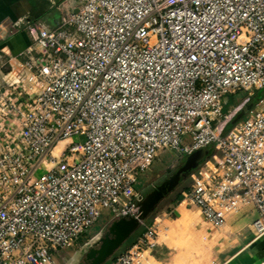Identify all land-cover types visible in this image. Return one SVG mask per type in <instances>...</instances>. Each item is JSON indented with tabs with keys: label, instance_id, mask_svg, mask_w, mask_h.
Returning <instances> with one entry per match:
<instances>
[{
	"label": "built area",
	"instance_id": "1",
	"mask_svg": "<svg viewBox=\"0 0 264 264\" xmlns=\"http://www.w3.org/2000/svg\"><path fill=\"white\" fill-rule=\"evenodd\" d=\"M52 5V26L14 22L29 44L14 81L0 86V264H54L104 210L138 217L137 184L153 160L200 148L209 153L178 204L218 227L250 202L253 238H263L264 93L253 95L264 89V0ZM155 236L153 221L109 264H136Z\"/></svg>",
	"mask_w": 264,
	"mask_h": 264
},
{
	"label": "crops",
	"instance_id": "2",
	"mask_svg": "<svg viewBox=\"0 0 264 264\" xmlns=\"http://www.w3.org/2000/svg\"><path fill=\"white\" fill-rule=\"evenodd\" d=\"M59 1L0 0V86L14 81L20 70V52L29 44L26 32L13 29L14 22L26 17L52 26L60 16V11L52 4ZM18 80L23 87L37 90L26 76ZM176 169L166 172V178L160 182L152 181L149 186L139 189L144 195L149 193L173 175ZM162 205L160 213L149 222L145 219L137 230L141 233L153 221L156 223L155 245L144 250L136 264H261L264 260V237L253 238L252 221L256 213L250 202L228 212L225 221L218 227L203 220L195 208L182 203ZM65 252L68 250L65 249ZM59 258L58 254H54V264L61 263ZM75 259V255L70 257L68 254L63 263L72 264Z\"/></svg>",
	"mask_w": 264,
	"mask_h": 264
},
{
	"label": "water",
	"instance_id": "3",
	"mask_svg": "<svg viewBox=\"0 0 264 264\" xmlns=\"http://www.w3.org/2000/svg\"><path fill=\"white\" fill-rule=\"evenodd\" d=\"M251 107V103L246 104L243 110H240L226 125L225 129L229 128L235 121L241 118L245 111ZM208 148L197 149L186 155L176 171L167 180L163 181L158 186L143 195L140 202V214L138 217L118 216L112 218L105 228V232L99 239V242L89 248L85 253L84 260L79 264H102L123 244V242L138 230L144 219L156 208L159 201L163 199L172 188H174L181 178L187 176L190 170H193L197 165L208 155Z\"/></svg>",
	"mask_w": 264,
	"mask_h": 264
},
{
	"label": "rangeland",
	"instance_id": "4",
	"mask_svg": "<svg viewBox=\"0 0 264 264\" xmlns=\"http://www.w3.org/2000/svg\"><path fill=\"white\" fill-rule=\"evenodd\" d=\"M256 93H259V95H261L264 93V89L258 90L256 91ZM245 95H246V91L244 90L236 92V94L232 96L231 103L240 100ZM74 141H75L74 137H68V138L61 139L53 145V150L58 153L62 152L63 150L67 148V146L72 144ZM173 161L174 163H171ZM181 162L182 160L180 161V159H175L173 157L172 152H164L163 154L159 155L153 160L152 165H151L152 171H146L141 175V179L138 181L137 187L141 188L142 186L143 187L149 186L152 183V181H155V182L157 181V183L160 182L161 180L166 178V175H165L166 168L170 167L171 169H176L177 166L181 164ZM170 163L172 164V166ZM176 191H177V188L174 191V193H176ZM171 198L172 197L170 195V197H167L164 201L160 200L156 208L151 213L154 215H157L158 213H160L161 209L163 208V205H162L163 203L164 204L167 203L168 206L170 205L174 206L175 202H173ZM110 214H111L110 211L104 210L103 215L96 221V223H94L93 226H91L86 232H84L76 241H73L71 245L66 246V248L57 250V252H55L54 254L59 255L60 257L59 259L61 261V263L59 264H64L63 260L68 256V254L70 257L73 255H75L76 257L74 262L72 261V264H79V262H82L84 260L85 253L89 250V248L95 246L99 242V239L105 232V228L108 225V222L111 220V218H108ZM137 235H139V232L135 231L133 235H131L130 237L134 238ZM128 241L130 240L128 239ZM126 243L124 241L123 244H121V246L113 253V255L110 258H108L105 262H103L102 264H107L109 260L113 259L115 254L126 246ZM65 249H67L68 252H65Z\"/></svg>",
	"mask_w": 264,
	"mask_h": 264
},
{
	"label": "trees",
	"instance_id": "5",
	"mask_svg": "<svg viewBox=\"0 0 264 264\" xmlns=\"http://www.w3.org/2000/svg\"><path fill=\"white\" fill-rule=\"evenodd\" d=\"M262 95V94H261ZM260 95H259V93H256L255 92V94L253 95V100H256L258 97H259ZM230 101L231 100H228V103L227 104H229L230 103ZM227 108V105H225L224 106V109H226ZM191 171V170H190ZM190 171L187 173V176H185L184 178H181L180 179V181H179V186H178V188H177V191H176V193H171V200H173V202H175V204H177L178 202H179V200H180V191L183 189V188H185L186 186H187V184H188V181H189V178H188V174L190 173ZM187 179V180H186ZM170 196V195H169ZM168 196V197H169ZM154 216V214H152V213H150L145 219H146V222L148 221H150V219L152 218ZM144 219V220H145Z\"/></svg>",
	"mask_w": 264,
	"mask_h": 264
},
{
	"label": "flooded vegetation",
	"instance_id": "6",
	"mask_svg": "<svg viewBox=\"0 0 264 264\" xmlns=\"http://www.w3.org/2000/svg\"><path fill=\"white\" fill-rule=\"evenodd\" d=\"M176 188H177V185L174 188H172L169 192H167V194L164 195L162 200L166 199L169 195H171V193H173L176 190Z\"/></svg>",
	"mask_w": 264,
	"mask_h": 264
},
{
	"label": "bare ground",
	"instance_id": "7",
	"mask_svg": "<svg viewBox=\"0 0 264 264\" xmlns=\"http://www.w3.org/2000/svg\"><path fill=\"white\" fill-rule=\"evenodd\" d=\"M79 237L76 238V240L78 239Z\"/></svg>",
	"mask_w": 264,
	"mask_h": 264
}]
</instances>
